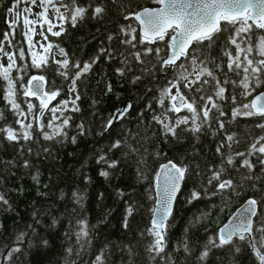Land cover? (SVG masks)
I'll return each instance as SVG.
<instances>
[{"label":"trees","instance_id":"obj_1","mask_svg":"<svg viewBox=\"0 0 264 264\" xmlns=\"http://www.w3.org/2000/svg\"><path fill=\"white\" fill-rule=\"evenodd\" d=\"M13 2L0 0V40H3L5 32H12L8 22L13 17L8 9ZM62 4L70 7L66 9ZM97 5L106 11L101 17L93 18L92 9ZM25 6L21 4L20 7ZM72 6L88 9L76 27H72L70 21L63 22L65 31L54 36L47 31L48 25H44L43 31L48 37L46 43L53 45L51 55L47 56V66L39 69L32 66V56L23 35V18L10 37L12 44L5 41L3 45L17 57V69L12 71V77H23L17 81V102L21 103L22 109L27 110L28 102L39 105L38 99L24 97L19 88L33 75L45 77V90H59L60 95L49 107L58 106L63 100L71 101L76 94L80 99L75 101L79 111H71L72 104L69 103L68 110L64 112V116L71 117L65 129L66 137L45 140L34 121L33 139L29 141L12 142L5 138V134H0V195L8 201L7 204L0 202V264H96V257L101 253L103 264H259L248 243L238 238L222 248L211 247L204 260L199 257L209 239L216 237L219 228L250 198L260 202L254 228L264 225V166L258 163V153L248 157L256 165L251 173L247 168L239 167L245 157H235V168L225 165L227 171L222 178L232 179L234 190L211 195L215 187L206 179L210 175L209 169L220 168L222 158L216 149L222 142L231 144L230 148L223 150L226 154L247 153L255 139L264 135V129L256 126L264 122V117L232 118V109L250 102L264 91V83L247 101L239 95L242 88H234L231 83L224 85L228 89L225 93L228 99L218 103L225 115L220 116L213 110L216 118L211 126L205 125L195 135L185 131L186 126L181 125L177 129L178 139L165 136L153 117L165 111L159 104L160 92L178 74L177 70L162 69L160 57L155 54L143 57L146 63H138L131 55L137 49L120 43L125 38L122 27L132 24L139 30L134 19L125 20L124 16L144 8L159 7V4L154 0H57L56 3V7L66 15L70 14ZM36 8L33 7L32 11ZM48 16L54 24L62 23L55 19L51 7ZM223 26L228 31L218 34L210 48L201 45L200 49L208 60L223 61L226 65L223 49L231 26ZM59 30V27L52 29L53 32ZM253 32L251 45L246 42L242 47L252 46L250 58L258 60L264 57L259 55L255 46L259 37L264 36V30L254 28ZM110 35L112 40H109ZM168 39L166 37V41ZM207 43L205 41V45ZM144 47H159L161 56L168 53L166 42L138 45L140 51ZM20 49L25 52L23 60L19 59ZM60 49L67 53L66 57L60 55ZM101 49L112 51L113 58L109 59L107 53L102 55ZM201 52L194 55L200 56ZM97 56L99 60L91 71L77 81V92H71L70 80L59 74V66L53 61L67 58L70 72L74 73L76 69L71 68L72 63L82 66ZM125 57L128 58L127 64L122 63ZM179 63L187 65L190 61L182 58ZM208 66L214 67V63ZM118 68H125V74L120 75L116 71ZM137 76L141 78L135 80ZM216 76L223 79L224 73L216 71ZM229 76L238 79L232 74ZM109 85L111 91H108ZM6 86L7 82L0 76V113H3L0 127L9 125L19 129L17 116L4 99ZM182 90L189 96L193 95L187 89ZM194 95L198 97L200 93ZM232 95L237 96L235 105L231 101ZM124 101L131 103L129 113L105 131L106 122ZM165 105L168 106L167 100ZM168 115L175 118L190 114L184 110L179 114L169 112ZM50 116L51 113L46 111L42 122L47 123ZM217 121L224 122V130H219ZM79 125H83V129ZM226 135H233L234 140L226 141ZM73 136L76 137L75 143L71 140ZM117 140L120 147L113 148ZM101 155L109 161H117L116 167L98 163ZM25 161L30 167L24 166ZM169 161L186 165L189 171L174 213L167 223L165 251L153 259L154 253L147 249L153 241L148 229L152 226L155 207L156 177L160 166ZM102 169L109 172L107 178L100 175ZM37 173L38 180L33 179ZM248 175L253 179H245ZM193 190L200 191L201 198L189 203ZM129 207L133 209L131 216L127 214ZM82 227H86L88 235L78 239L77 234ZM185 244L188 251H185ZM15 248L19 251L8 256L9 251Z\"/></svg>","mask_w":264,"mask_h":264},{"label":"snow or ice","instance_id":"obj_2","mask_svg":"<svg viewBox=\"0 0 264 264\" xmlns=\"http://www.w3.org/2000/svg\"><path fill=\"white\" fill-rule=\"evenodd\" d=\"M159 4V8H144L139 12L128 13L124 16L125 20H135L139 25V30L136 26L128 24L121 28V32L125 37L120 41L121 44L127 45L132 49H137L131 53L138 63L144 64L146 61L143 57L155 54L160 57V66L162 69L172 68L177 70V75L173 80L168 82L166 87H163L160 92L159 104L165 111L160 115L153 117L156 123L161 125L164 135H171L179 138L177 129L181 125H185V131H189L194 135L200 133L205 125L211 126V122L216 118L213 110L219 113L220 116L225 115L221 111V105L218 101L228 99L225 93L228 91L224 85L231 83L234 88H242L243 91L239 93L247 101L249 96H252L256 88L264 83V58L254 60L250 58L253 53V47H242L246 42L251 45V40L254 35L253 29L264 30V0H154ZM57 0H14L12 7L8 9L12 14V19L8 22L12 32H5L3 40H0V54L6 56L8 59L7 65L0 64V76L7 82L4 92V99L10 105V110L17 116L16 124L19 129L12 126L5 125L0 127V134H5V138L12 142H19L21 139L29 141L33 139V121L45 140H53L56 137H66L65 129L69 126L71 120L70 116H64V112L68 110L69 103L72 104L71 111H79V107L75 101L80 99L79 94L71 101H60L59 105H51L52 101L60 95L59 90L48 88L45 90L47 81L43 75H33L26 83H21L19 88L22 90L24 97H34L39 100V105H34L31 102L27 103V110L21 107V103L17 102L18 89L17 81L23 80L22 76L13 78L11 73L17 69V57L15 53L5 51L3 45L6 41L9 45L12 44L11 36L15 33L16 25L23 18V25L25 31L23 35L27 41L29 52L32 56V66L39 69L48 65L47 56L51 55L50 50L53 45L51 43L45 46L40 44L44 54H39L32 51L36 48L33 42V37L37 34L35 26L37 24L41 27L39 33L47 40V35L44 34V25H48L47 31L54 36H60L64 31L63 22H71L72 27H76L78 20L85 18L88 11L85 7L72 6L70 14L66 15L61 12L60 7H56ZM21 4L26 5L21 8ZM62 7L68 9L70 6L62 4ZM33 7H40L41 11L33 13ZM55 13V19L62 23L56 25L53 19L49 18V8ZM106 9L102 6H95L92 9V17H101ZM35 18H30V17ZM231 26V31L227 36L225 47L223 49V56L227 58L226 65L223 61L216 62L208 60L201 52L200 46L210 48L215 44L218 34L228 31L223 25ZM54 27H59L60 30L53 32ZM166 37L169 39L166 41ZM113 37L110 35L109 40ZM166 42L168 53L166 56H161V49L159 47H144L143 51L138 49V45H152L157 42ZM205 41L208 43L205 45ZM231 45V49L229 48ZM256 49L261 57H264V36L259 37V42L256 44ZM191 49V52H190ZM201 52L200 56L194 53ZM107 53L108 58H113V53L109 49H101V54ZM60 55L67 56L63 49H60ZM25 52L23 49L19 50V59L23 60ZM39 57V58H38ZM189 60V64L177 63L181 58ZM99 60V56L95 57L91 62L72 63L71 68H75L74 73L70 72V61L67 58L54 60L53 62L59 66V74L70 80V91L77 92V81L82 76L90 72L92 66ZM122 63L127 64L128 58L125 57ZM209 63H214V67H209ZM226 67V70H225ZM22 71V69H18ZM131 70V69H127ZM182 70V71H181ZM120 75H124L126 69L118 68L116 70ZM216 71L224 73L223 79L216 76ZM229 74L237 77L233 79ZM191 77V78H190ZM141 77H135L139 80ZM207 86V87H205ZM175 89V92H173ZM182 89H187L188 93H193L189 96ZM111 85L108 86V91H111ZM194 93H200L197 97ZM165 100L168 101V106L165 105ZM231 101L237 104V96L232 95ZM202 102V103H201ZM131 105L125 106V109L113 114V117L106 122L105 131L110 129L113 124L120 119H123ZM186 110L190 115H177L172 118L168 115L169 112H180ZM50 112L51 116L47 119V123L42 122L45 112ZM59 113V115H57ZM239 116L264 117V92L256 95L250 102H245L240 106L232 109V118L236 119ZM3 118V113H0V119ZM25 121H28L25 123ZM60 121V123H57ZM219 130H224L225 124L223 121H217ZM258 128L264 129V122H259L256 125ZM83 129V125H79ZM50 130V131H49ZM81 134L83 132L81 131ZM226 141L232 142L233 135H226ZM72 142H76V137L71 138ZM113 148L120 147V141L117 140ZM230 148L231 144L221 143L216 151L221 156V164L219 169H209L210 175L206 177L207 183L215 187V192L226 193L229 189L234 190L235 185L232 179H223L224 173L227 171L225 165L235 168V157H245L240 161L239 167L247 168L249 173L255 170L256 165L248 157L259 154L258 163L264 166V135L259 136L249 146L247 153L237 152L233 154H226L223 150ZM31 151V149H29ZM98 163L105 162L110 168L117 165V161H109L105 155L99 156ZM25 167H30L29 162H24ZM189 171L188 167L183 164H177L169 161L163 165L160 173L157 175L158 181L162 183L157 187L160 189L158 193V205L154 210V218L152 219V226L148 229V233L153 237V241L149 244L147 251L154 253L153 259L164 253L166 247V228L167 220L172 214V205L180 192L181 183L185 179L186 173ZM264 171V168H262ZM100 175L107 178L109 172L101 170ZM33 179L38 180L37 176ZM245 179H253V176L248 175ZM123 195V193H121ZM201 198V193L198 190H193L189 197V203ZM0 202L7 204L8 201L3 195H0ZM260 204L256 199H248L246 207L240 212L239 216L229 224L220 228L216 237L210 238L205 250L201 253L199 259L204 260L211 247L222 248L233 243V238L236 237L241 241H246L250 248L254 250V254L259 264H264V225L254 228L253 218L257 216V207ZM133 209L128 208L127 214L131 216ZM83 223V222H81ZM128 226L127 218L125 219V227ZM254 233H260L256 236ZM23 235V234H22ZM88 232L86 227H82L77 234L80 237H86ZM45 243H47L45 241ZM19 251L15 248L7 254L11 256L12 252ZM185 251H188L185 244ZM239 251V248L236 249ZM163 258V257H162ZM103 253L96 257V264H103Z\"/></svg>","mask_w":264,"mask_h":264},{"label":"water","instance_id":"obj_3","mask_svg":"<svg viewBox=\"0 0 264 264\" xmlns=\"http://www.w3.org/2000/svg\"><path fill=\"white\" fill-rule=\"evenodd\" d=\"M159 7H160V5H159ZM159 7H156V8H159ZM149 9H152V8H149ZM142 11V10H141ZM137 23V22H136ZM137 25H138V23H137ZM138 27H139V25H138ZM191 50V49H190ZM183 58V57H182ZM181 58V59H182ZM181 61V60H180ZM180 61H178L177 63H179ZM46 87V86H45ZM262 92H264V91H262ZM258 95V94H257ZM31 98H34V97H31ZM127 105H131V103L129 102V101H124L123 103H121L118 107H117V109H116V111L114 112V114L115 113H118L119 111H121V110H123V109H125V106H127ZM131 108V107H130ZM129 111H130V109L127 111V113L125 114V116H124V118L127 116V114L129 113ZM122 119H120V120H117L114 124H113V126L115 125V124H117L119 121H121ZM168 163V162H167ZM167 163H164V164H162L161 166H160V168H159V170H158V173H160V170H161V168H162V166L163 165H165V164H167ZM158 173H157V175H158ZM185 180V179H184ZM184 180L182 181V183H181V189H180V192L177 194V197H176V199H175V201H174V203H173V205H172V214H171V216H169V218H168V220H167V222L166 223H168L169 222V220L171 219V217H172V215H173V213H174V209H175V205H176V202H177V199H178V197H179V195H180V193H181V191H182V189H183V184H184ZM160 183H162V181H158V179H157V177H156V185H155V207H154V210L155 209H157V205H158V193H159V191H160V189L157 187V185L158 184H160ZM251 199V198H250ZM247 201V200H246ZM246 201L240 206V207H238L235 211H234V213L229 217V219L226 221V223L224 224V225H222L220 228H222V227H224L225 225H227V224H229L231 221H233V220H235L236 219V217H238L239 216V214H240V212L243 210V208L244 207H246ZM257 212H258V207H257ZM154 218V211H153V216H152V219ZM254 219H255V217L253 218V221H254ZM219 228V229H220ZM219 231V230H218ZM236 237H234L233 239H235ZM252 251L254 252V250L252 249Z\"/></svg>","mask_w":264,"mask_h":264},{"label":"rangeland","instance_id":"obj_4","mask_svg":"<svg viewBox=\"0 0 264 264\" xmlns=\"http://www.w3.org/2000/svg\"><path fill=\"white\" fill-rule=\"evenodd\" d=\"M40 11H41V9L39 7H37L33 13H37V12H40ZM32 18H35V17L33 16ZM35 32L37 34L33 37V42L35 43V42L39 41V43L36 44V48L34 49V51L39 53V54H42L43 53V49H41L39 45L40 44H44L45 46H47V43H46V40H44L43 36H41L39 34L41 32V28H40L39 24H37L35 26ZM5 51L8 52L7 46H6ZM7 63H8L7 57L2 55V64L3 65H7ZM173 92H175V89L173 90Z\"/></svg>","mask_w":264,"mask_h":264}]
</instances>
